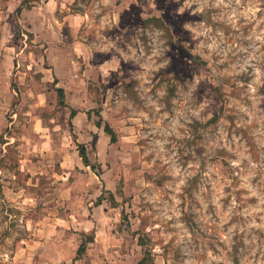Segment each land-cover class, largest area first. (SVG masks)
<instances>
[{"label": "rangeland", "instance_id": "obj_1", "mask_svg": "<svg viewBox=\"0 0 264 264\" xmlns=\"http://www.w3.org/2000/svg\"><path fill=\"white\" fill-rule=\"evenodd\" d=\"M91 1L115 142L73 124L84 65L56 88L0 0V264H264V0ZM85 189L92 228L52 226Z\"/></svg>", "mask_w": 264, "mask_h": 264}, {"label": "crops", "instance_id": "obj_2", "mask_svg": "<svg viewBox=\"0 0 264 264\" xmlns=\"http://www.w3.org/2000/svg\"><path fill=\"white\" fill-rule=\"evenodd\" d=\"M107 0H97L95 3L104 4ZM89 3H94L91 0H7V11L10 12L9 16L14 12L16 17L13 21L8 20L5 17L4 27L9 26L13 33L17 27L26 28L28 33L31 35V41L36 42V46L43 48L45 55L43 56V65L45 71H49V68L53 71L55 80V87L68 89L70 83L63 80V84L60 85L59 74L63 72L67 67L77 68V64L81 63L84 65V70L80 77L78 74H73V79L77 80L75 83L77 87L81 89V93L76 99L78 104L76 105V112L72 117L73 124L78 127V121L83 122V128L78 127L80 134L90 130L91 132L104 134L106 138H109V134L105 130V126L99 125L97 122L92 120L91 105H87L89 100L88 90L86 89L87 79H90V75H96L97 69L104 67L108 62H112V57L107 62H96L94 61V49L93 40L88 34L92 31V26L95 22L93 20L94 13L89 9ZM91 28V29H90ZM88 29V30H86ZM25 34V33H23ZM13 49L14 56L12 60L17 63V57L21 55L23 51H16ZM64 50L65 54L61 51ZM46 60L48 66H46ZM58 74V76H57ZM47 76V74H46ZM43 79L51 80L50 77H44ZM68 85V86H67ZM67 97L68 92H65ZM81 100L82 102H80ZM90 101V100H89ZM80 102V103H79ZM101 130V131H100ZM111 140V136H110ZM77 152V150H75ZM81 158V157H80ZM83 159V158H82ZM84 162V160H83ZM85 163V162H84ZM87 166V165H86ZM95 175V173H93ZM98 180L100 177L95 175ZM92 180V175H91ZM91 182H94L92 180ZM89 182V183H91ZM91 189H85L86 198L80 207L71 209L68 213L66 210L59 211V218L53 219L52 226L55 228H82L86 232L92 228L94 223L90 219L94 203L91 199L94 191L101 193V189L92 188V193H89ZM71 193H67L68 198H71ZM64 228V229H63ZM50 234H57L56 230L50 231ZM98 238H95L97 241ZM91 256V254H90ZM88 258V256L86 257Z\"/></svg>", "mask_w": 264, "mask_h": 264}, {"label": "trees", "instance_id": "obj_3", "mask_svg": "<svg viewBox=\"0 0 264 264\" xmlns=\"http://www.w3.org/2000/svg\"><path fill=\"white\" fill-rule=\"evenodd\" d=\"M61 93L63 92L61 89L59 90ZM62 97V96H61ZM99 125H101V122H98ZM105 130L106 132L111 136V141L115 142L117 139L116 133L113 130V128L109 124H105ZM80 154L85 162L86 165H90L92 168H95L94 165H91V163L88 161L87 157V149L85 145H79Z\"/></svg>", "mask_w": 264, "mask_h": 264}]
</instances>
